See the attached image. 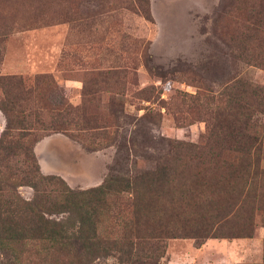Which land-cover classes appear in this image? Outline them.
<instances>
[{
    "label": "rangeland",
    "instance_id": "374dc122",
    "mask_svg": "<svg viewBox=\"0 0 264 264\" xmlns=\"http://www.w3.org/2000/svg\"><path fill=\"white\" fill-rule=\"evenodd\" d=\"M146 1L147 19L135 0H0V77L31 86L47 76L55 84L33 99L44 102L50 92L63 105L32 110L48 125L67 107L68 125L32 151L39 173L72 191L153 170L170 149L203 144L231 82L264 88V67L231 57V41L247 36L248 21L258 12L264 20V0ZM256 118L264 129V115ZM4 125L0 113V134ZM20 160L8 165L19 168ZM12 194L28 200L32 191L20 186L2 197ZM22 258L37 263L32 252ZM157 264H264V227L255 215L249 238L166 240Z\"/></svg>",
    "mask_w": 264,
    "mask_h": 264
},
{
    "label": "trees",
    "instance_id": "16d2710c",
    "mask_svg": "<svg viewBox=\"0 0 264 264\" xmlns=\"http://www.w3.org/2000/svg\"><path fill=\"white\" fill-rule=\"evenodd\" d=\"M135 1L147 19V1ZM254 16L247 36L231 41L237 48L231 57L262 68L264 20ZM44 86L55 88L47 76H35L31 86L0 77V264H24L28 252L35 264L109 257L118 264H157L166 240L249 238L255 215L264 227V129L256 118L264 115L263 87L249 80L225 87L226 108L216 111L203 144L170 149L162 156L166 163L153 170L110 175L96 187L72 191L59 177L41 175L33 156L35 143L68 125L67 107L48 125L32 110L56 112L63 105L50 92L44 102L33 99L44 97ZM17 157L19 168L8 165ZM20 186L31 189L30 199L2 197Z\"/></svg>",
    "mask_w": 264,
    "mask_h": 264
}]
</instances>
